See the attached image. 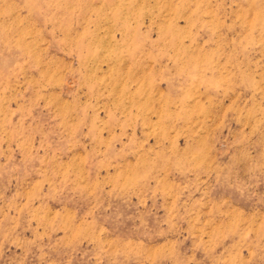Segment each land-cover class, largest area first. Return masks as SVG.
Masks as SVG:
<instances>
[{
	"label": "rangeland",
	"instance_id": "rangeland-1",
	"mask_svg": "<svg viewBox=\"0 0 264 264\" xmlns=\"http://www.w3.org/2000/svg\"><path fill=\"white\" fill-rule=\"evenodd\" d=\"M0 264H264V0H0Z\"/></svg>",
	"mask_w": 264,
	"mask_h": 264
}]
</instances>
